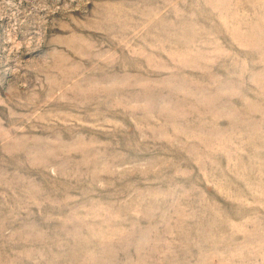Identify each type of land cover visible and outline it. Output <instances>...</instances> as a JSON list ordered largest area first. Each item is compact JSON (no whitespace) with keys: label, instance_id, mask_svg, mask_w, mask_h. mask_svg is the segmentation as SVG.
<instances>
[{"label":"rangeland","instance_id":"374dc122","mask_svg":"<svg viewBox=\"0 0 264 264\" xmlns=\"http://www.w3.org/2000/svg\"><path fill=\"white\" fill-rule=\"evenodd\" d=\"M0 264H264V0H0Z\"/></svg>","mask_w":264,"mask_h":264}]
</instances>
